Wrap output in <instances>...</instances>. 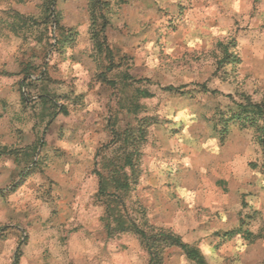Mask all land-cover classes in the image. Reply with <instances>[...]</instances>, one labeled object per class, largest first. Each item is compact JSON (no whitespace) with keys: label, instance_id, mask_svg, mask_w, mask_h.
I'll use <instances>...</instances> for the list:
<instances>
[{"label":"rangeland","instance_id":"rangeland-1","mask_svg":"<svg viewBox=\"0 0 264 264\" xmlns=\"http://www.w3.org/2000/svg\"><path fill=\"white\" fill-rule=\"evenodd\" d=\"M148 1L0 0V264H148L140 238L118 231L115 217L180 237L205 264H264V248L248 255L224 243L217 213L181 199L204 179L205 160L192 153L219 139L233 102L264 101V66L250 70L240 54L263 51L264 8L260 27L255 12L226 14L175 40L177 4ZM80 134L97 148L84 174L90 201L72 183ZM133 148V173L123 168L126 181L114 184L120 197L97 200L94 173L111 191L113 168ZM106 223L117 231L108 235ZM159 257L198 264L177 247Z\"/></svg>","mask_w":264,"mask_h":264},{"label":"crops","instance_id":"crops-1","mask_svg":"<svg viewBox=\"0 0 264 264\" xmlns=\"http://www.w3.org/2000/svg\"><path fill=\"white\" fill-rule=\"evenodd\" d=\"M263 2L264 0H174L177 5H174L173 10L175 8V13L180 14L179 19L176 17L178 29L176 27L174 39L181 40L183 36L191 34L192 26L219 25L220 19L226 14L243 19L246 15L250 18L255 12L252 26L260 27L261 19L257 18L259 16L257 13L260 8H264ZM178 3L188 8L184 12H178ZM255 31L257 30H249L250 33H256ZM253 38L258 40L256 34ZM240 54L250 70L264 66V61L262 62L264 49L262 51L255 45ZM2 71L0 68V72ZM6 84H15V80L7 81ZM76 137L72 146L75 155L81 154V158L79 164L76 163L72 167L81 172L72 183L76 181L81 188L82 196L88 197L86 201H90L96 190L94 189V194L85 195L83 192L86 190L85 180L88 182V179H85L84 174L90 163L91 154L93 155L97 148L95 143H91L89 134H80ZM58 145L63 151H69L66 141H61ZM192 154L198 160H205L202 163V172L199 173L204 179L201 185L194 184L195 187L191 188L193 193L181 194V199L186 205L194 201L197 205L201 201L202 206L217 213L212 222H217L215 224L217 229L224 234V243L237 245L245 249L244 254L248 255L255 253L258 248H264V156L254 132L234 127L229 129L223 141L212 137L207 145ZM187 185L193 186L191 183ZM197 190L200 191L196 192Z\"/></svg>","mask_w":264,"mask_h":264},{"label":"trees","instance_id":"trees-1","mask_svg":"<svg viewBox=\"0 0 264 264\" xmlns=\"http://www.w3.org/2000/svg\"><path fill=\"white\" fill-rule=\"evenodd\" d=\"M97 0H92V2H95ZM172 89V88H169ZM212 94H215L216 92L212 91ZM233 107L229 110L228 113H225V120H223V124L221 126V129L217 130L219 140L223 141L228 132L229 127L228 123H232L233 125H237L240 129H250L254 132V137L258 144L261 147L262 155L264 156V101L260 102H254L252 99L248 96H245L242 98L241 102H233ZM215 129V128H214ZM217 129V128H216ZM140 135L139 137H141ZM126 150H124L125 153ZM139 152L136 148L132 149V152L126 154H123L122 161L123 165L119 167H114L112 170V174L114 176H118L119 178H111V191L107 190V184H105V178L101 173H94L98 177V191L96 194V199L99 200V197L105 195L107 197H111L112 199H118L120 196L118 194V189L115 186L119 179L121 178L123 182L126 181V174L123 172V168L130 166V172H132L131 169V161L133 156H138ZM133 173V172H132ZM115 184V185H114ZM114 185V186H113ZM107 218L113 217V212L111 210H106L105 212ZM118 218H114V221L119 225L120 228L118 231L120 232H132L135 235H137L142 244L144 245V248L146 249L148 256H149V262L148 264H161V258L159 257L160 251L165 246H171V247H177L179 248L188 258L197 261L198 264H205L202 257H200L195 251L190 249V247L182 242L180 237L171 234L170 232H165L163 230H157L156 234H149L147 231L143 230L139 226L135 225L134 223L128 224L127 221L121 222V220H117ZM106 218H104V221ZM126 223V225H125ZM105 229L108 233V235L115 233L116 228L111 229L109 224H105Z\"/></svg>","mask_w":264,"mask_h":264}]
</instances>
